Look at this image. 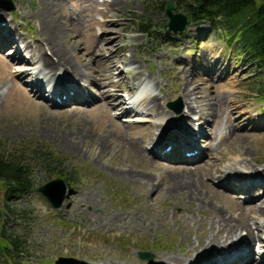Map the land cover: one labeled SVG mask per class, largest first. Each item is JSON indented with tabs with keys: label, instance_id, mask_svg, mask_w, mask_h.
<instances>
[{
	"label": "rangeland",
	"instance_id": "1",
	"mask_svg": "<svg viewBox=\"0 0 264 264\" xmlns=\"http://www.w3.org/2000/svg\"><path fill=\"white\" fill-rule=\"evenodd\" d=\"M165 1L167 0H123L118 5H111L106 1L97 9L84 11L87 21L82 20L77 32L82 50L92 43L95 36L114 34L113 31H108V27L114 28L122 33L120 45L127 62L121 65L128 76L132 77L136 72L134 65H130V57L140 54L145 73L159 80L165 88H169L174 84L172 81L183 75V67L178 64L179 53L188 59L191 69L198 68L189 77L202 79L206 77L205 71L200 69L204 67V53H211L219 57L220 66L228 67L223 75L221 72L213 73V68L210 70L213 89L248 98L240 109L248 113L251 111L252 115L262 114L264 93L259 88L264 84V71L259 64L252 62L251 56L240 54L237 47L228 42L227 34L208 20L192 21L180 32L166 30L164 25L168 21V15L162 8ZM257 1L264 3V0ZM13 3L15 8L12 10L4 9L0 4V11L5 13L4 20L0 18V30L2 24L11 21L26 42L36 44L40 37L39 20L35 13L41 7V0H13ZM65 4L74 13L81 11L76 0H65ZM175 11L183 9L176 4ZM109 19L113 21L109 22ZM62 21L65 20L62 18ZM143 22L151 29L150 34L141 32ZM19 45L20 42L17 46ZM0 46H3L2 42ZM78 51H74L75 55L70 52L73 60L77 58ZM15 52L16 46L0 47V89L6 92V95L0 96V156L21 158L29 164L32 189L9 199L6 197L5 183L0 181V237L3 230L18 235L27 252V255L12 256L11 263L5 257H0V264H69L81 262L84 258L92 261L98 250V243L104 244L99 251L110 252L114 248L122 253L129 251L139 258V251L144 250L152 255L145 260L154 259L159 253L166 252V248L176 249L180 235L172 216L180 210L185 216L190 215L187 207L195 208L198 201L187 200L183 203L179 193L156 197L154 193L148 194L135 186L129 178L114 175L113 165L117 163H113V160L117 161L120 157L124 163L130 166L132 163L126 153L118 156L116 150L112 151L114 144L103 133L101 125L106 119L103 116L104 107H98V102L88 99V103L75 110L73 103L58 106L46 100L48 95H34L28 86L30 77L17 75L20 69H26L28 65L23 63L16 68L9 66L7 62L10 57L15 56ZM24 54L29 58L31 53L25 51ZM47 54L52 55L49 50ZM229 77L232 83L220 85ZM128 91L130 90H125L123 95L127 104L131 105L133 97L139 95V92L135 90L133 94ZM153 93L162 99L171 114L187 110L184 99L177 92L165 94L160 88L154 87ZM171 101H177L176 107L181 108L179 112L177 108L169 106ZM119 111L113 110L110 116L113 118L106 121L110 129L120 125L127 136L134 135L136 139L144 140V144L148 146L150 138H147V134L150 130L156 132V129L146 126L148 121L134 118H150V114L144 116L136 112L126 113L116 119L114 116ZM252 122L246 121L241 126L258 133L259 129H255ZM103 142L109 148V153H100ZM200 145L202 147L203 143ZM251 145L252 155H262L264 136L256 134L251 138ZM49 151L52 157L61 160V164L47 158L46 153ZM148 156L149 159L154 158L152 154ZM154 174L156 177L160 175ZM59 176L64 179L72 177L69 180L72 186L68 185L62 206L55 208L37 188ZM212 182L217 187L221 181L215 178ZM85 188L97 191L100 203L98 207L84 203L72 204L74 190ZM243 197L247 203L260 200L248 195ZM134 208H137L138 214L133 218L134 227L114 228L113 225H105V216L109 213L130 212ZM156 210L169 211L170 228L160 226L158 229H148L144 225ZM194 213L197 217H206L199 210H194ZM87 216L90 217L89 222L86 221ZM192 238H195V233ZM182 245L185 248L191 247L186 241Z\"/></svg>",
	"mask_w": 264,
	"mask_h": 264
},
{
	"label": "bare ground",
	"instance_id": "2",
	"mask_svg": "<svg viewBox=\"0 0 264 264\" xmlns=\"http://www.w3.org/2000/svg\"><path fill=\"white\" fill-rule=\"evenodd\" d=\"M76 1L81 7L78 13L69 10L65 0H41V7L35 13L40 38L34 45L26 42L11 21L2 24L0 43L3 46L0 47L16 46L15 56L7 61L9 66L27 64L26 69H17V75L30 77L28 86L32 93L38 97L48 95L46 100L54 105L73 103L74 109L79 110L89 99L98 102L96 106L104 107L103 133L114 144L112 151L116 150L118 156L126 153L132 163L130 166L120 157L117 161L111 159L117 163L113 165L114 175L129 178L135 186L156 197L179 193L183 203L198 201V205L187 207L190 215L185 216L180 210L172 216L180 235L176 249L166 248V252L154 259L145 260L114 248L110 252L99 251L104 244L98 243L92 261L84 258L69 264H264V152L252 155L251 147L252 137L264 136V110L260 115H252L251 111L240 109L248 98L213 89L210 70L213 68V73L223 75L228 67L220 66L219 57L211 53H204V67H200L206 74L204 81L189 77L198 68L191 69L188 59L179 53L178 64L183 67V75L165 88L159 80L145 73L140 54L130 57V65H134L136 72L128 76L123 70L127 60L123 58L120 45L122 33L114 28L108 27L114 34L95 36L82 50L77 32L82 20L87 21L83 12L97 9L106 1L118 5L123 0ZM4 16L0 11L2 20ZM48 50L52 55L47 54ZM75 50L79 51L73 60L70 52L75 55ZM25 51L31 53L29 58ZM227 83H232L230 77L220 85ZM154 87L165 94L177 92L184 99L187 110L171 114L162 99L153 93ZM1 89L0 96L6 95ZM125 90L133 94L135 90L139 92L131 105L123 95ZM115 109L120 110L114 116L116 119L126 113L150 114V118H134L148 121L145 125L156 129L147 134L148 146L134 135L127 136L120 125L110 129L106 121L113 118L110 116ZM246 121H253L258 133L243 128L241 125ZM103 144L100 153H109L106 143ZM149 154L154 158L150 160ZM154 173L160 175L156 177ZM215 178L221 181L217 187L212 182ZM73 195V205L84 203L94 208L100 205L94 189H76ZM243 195L260 200L247 203ZM194 210L206 217H197ZM137 215V208L130 212L109 213L105 216V225L134 227L132 222ZM169 217L168 210H156L144 225L148 229L170 228ZM87 218L89 222L90 217ZM183 241L191 247L185 248Z\"/></svg>",
	"mask_w": 264,
	"mask_h": 264
},
{
	"label": "trees",
	"instance_id": "3",
	"mask_svg": "<svg viewBox=\"0 0 264 264\" xmlns=\"http://www.w3.org/2000/svg\"><path fill=\"white\" fill-rule=\"evenodd\" d=\"M187 13L192 21L208 20L219 30L227 34L228 42L237 47L240 54L251 56L252 62L259 64L264 71V3L257 0H174ZM167 1L162 5L165 10ZM141 31L150 34L147 23H141ZM168 29L167 21L164 25ZM264 81V76H263ZM264 83V82H263ZM264 93V84L259 88ZM52 162L61 160L52 157L51 151L46 153ZM66 178L69 185H72ZM0 181L5 183L6 197L11 199L26 190L32 189V178L28 163L21 158L9 159L0 156ZM3 234V235H2ZM0 237V257L11 263L15 255H27L21 237L3 230ZM15 263V262H13Z\"/></svg>",
	"mask_w": 264,
	"mask_h": 264
},
{
	"label": "water",
	"instance_id": "4",
	"mask_svg": "<svg viewBox=\"0 0 264 264\" xmlns=\"http://www.w3.org/2000/svg\"><path fill=\"white\" fill-rule=\"evenodd\" d=\"M0 4L7 10H12L15 8V5L13 3V0H0ZM175 4L173 0H169L166 7V13L168 15L169 21L168 26L170 30L174 31H182L186 29V27L190 24V19L187 14L178 11L175 12ZM177 101H171L169 105L171 107H176ZM177 111H180L181 108H177ZM38 192L42 193L55 208L61 207L63 204L67 192H68V186L62 177H57L55 179H52L44 184H42L38 188ZM2 216V211L0 210V217ZM140 256L142 258H151L152 255L140 251Z\"/></svg>",
	"mask_w": 264,
	"mask_h": 264
}]
</instances>
